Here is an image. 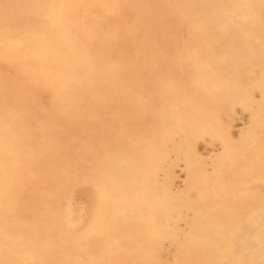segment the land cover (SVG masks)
I'll use <instances>...</instances> for the list:
<instances>
[{
  "label": "bare ground",
  "instance_id": "6f19581e",
  "mask_svg": "<svg viewBox=\"0 0 264 264\" xmlns=\"http://www.w3.org/2000/svg\"><path fill=\"white\" fill-rule=\"evenodd\" d=\"M0 61V264H264V0H0Z\"/></svg>",
  "mask_w": 264,
  "mask_h": 264
},
{
  "label": "rangeland",
  "instance_id": "374dc122",
  "mask_svg": "<svg viewBox=\"0 0 264 264\" xmlns=\"http://www.w3.org/2000/svg\"><path fill=\"white\" fill-rule=\"evenodd\" d=\"M150 1V3L153 5V6H155V5H158L159 4V0H149ZM84 11H82V13H83ZM78 25L81 27V23H78ZM116 51L118 52V49H116ZM2 65V66H1ZM6 68V69H5ZM0 69L7 75V76H9L12 80H13V82L16 84V85H18V86H25V87H27L28 85H29V79H28V76H27V72L23 69V68H21V67H19V65H17L16 63H12V62H7V61H5V62H3V61H0ZM20 69V70H19ZM6 70V71H5ZM11 71V72H10ZM181 77L183 78V79H185L186 81L187 80H189V78L187 77V74L186 73H184V72H181ZM38 91V92H37ZM43 92H45V93H43ZM41 93H43V94H41ZM46 94H48L47 95V98H46ZM44 97H43V96ZM30 96H31V98H37V96H39V98L43 101L44 100V102L46 103H48V102H50L51 100H52V98H53V96H52V94L51 93H49V92H47V91H45L44 89H42L40 86H32L31 87V90H30ZM41 97H43V98H41ZM45 98H46V100H49L50 98V101H46L45 100ZM50 114V115H49ZM54 115V116H53ZM46 117H44L43 119H44V122L45 123H47V124H49L50 125V127H53V128H51V130L49 131L50 133V135H54V136H59V137H66L68 134H69V132L70 133H75V132H78L79 133V135H81L82 134V132L80 131V129L77 127V128H75L74 126H72V125H67V124H63V122L58 118L57 119V117H55V114H54V112H51V113H48V114H46L45 115ZM56 118V119H55ZM77 118H79V119H77ZM80 119H84L83 117H82V115H80V116H78L77 115V117L74 119L75 121H78V122H80V121H82V120H80ZM60 121L62 122V123H60ZM50 122V123H49ZM55 123V124H54ZM62 124V125H61ZM59 125H60V127H61V129L59 128ZM65 128V129H64ZM64 129V130H63ZM67 129V130H66ZM70 129V130H69ZM68 131V132H66V131ZM56 131V132H55ZM57 133V134H56ZM64 133V134H63ZM41 136V138H39L40 139V141H44L46 138L43 136V135H40ZM202 150H204V152H205V154H207L206 153V151H205V149L202 147ZM79 196V197H78ZM79 198H82L80 195H76L75 196V198H74V200H72V203H71V206H70V208L67 210V212H68V215L70 216V217H72V219L74 220V221H76V223L75 224H78V222H79V219H80V217L81 216H83L85 213H86V207H87V204H88V200L87 199H85V198H82V199H84V200H82V199H79ZM87 200V201H86Z\"/></svg>",
  "mask_w": 264,
  "mask_h": 264
}]
</instances>
